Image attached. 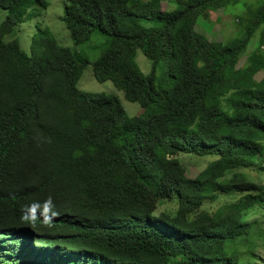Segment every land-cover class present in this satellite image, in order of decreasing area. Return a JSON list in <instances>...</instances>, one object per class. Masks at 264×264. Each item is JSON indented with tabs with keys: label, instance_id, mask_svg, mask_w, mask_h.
I'll use <instances>...</instances> for the list:
<instances>
[{
	"label": "trees",
	"instance_id": "trees-1",
	"mask_svg": "<svg viewBox=\"0 0 264 264\" xmlns=\"http://www.w3.org/2000/svg\"><path fill=\"white\" fill-rule=\"evenodd\" d=\"M234 1L170 0L168 10L162 0H67L62 19L76 46L94 32L107 38L94 75L145 109L130 116L117 95L78 87L91 61L48 29L30 51L5 39L47 0H0V264L261 258L264 184L238 169L264 171V0L239 14L241 30L227 41L196 28ZM137 49L151 60L150 74ZM180 153L218 157L189 177ZM234 193L215 212L202 209ZM147 195L176 201V211L149 212ZM25 205H35V225L22 219Z\"/></svg>",
	"mask_w": 264,
	"mask_h": 264
},
{
	"label": "rangeland",
	"instance_id": "rangeland-1",
	"mask_svg": "<svg viewBox=\"0 0 264 264\" xmlns=\"http://www.w3.org/2000/svg\"><path fill=\"white\" fill-rule=\"evenodd\" d=\"M49 6L44 9L41 7L35 8L34 15L23 23L16 27L15 33L7 36L5 39L18 38L21 42L23 49L30 51L29 47L32 43V38L41 34L43 30H49L51 34L56 38L59 44L71 48L73 51H78L86 55L91 61L87 65L82 77L78 82V87L88 92H98L106 94L117 95L127 113L130 116L142 115L145 109L138 102H132L125 98L123 91L118 89L111 80L104 82L98 81L94 75V69L92 62L100 56L105 47L107 38L98 33L94 32L90 41L76 46L73 42L70 31L66 26V23L62 19L65 10V4L67 0H47ZM170 0H162L163 9H167L172 4ZM263 0H235L229 7L220 8L209 14L208 17H199L196 28L199 32L206 35L210 40L216 41H227L235 37L241 30V24L239 21V14L254 9ZM174 5V4H173ZM175 9V6H171L168 10ZM7 11L0 9V24L5 19ZM140 23L146 27H159L161 22L154 20H141ZM260 39V31L256 33L252 39L247 53L249 54L253 49L256 48ZM129 49L134 50V45L129 44ZM136 60L145 74H150L152 71L151 60L144 55L140 50H136ZM245 61V57L242 58L241 64ZM162 74V70L158 71V76ZM264 73H261L263 76ZM177 157L181 160L186 168L187 175L189 177H195L201 172L211 161L217 159V155H197L189 153H180ZM239 171L247 173L248 177L255 182L264 184V171L257 169V166L252 168H240ZM235 171V170H234ZM233 171L227 174L230 177ZM239 197V194L234 193L231 195H221L217 200L211 202L207 201L204 203L202 209L210 212H215L223 204L231 202ZM146 209L149 212L161 213L167 211L174 213L177 209V202L174 200H158L152 195H147L143 201ZM260 212L252 213L249 217H258ZM258 254L261 258L255 259V264H264V245L258 248Z\"/></svg>",
	"mask_w": 264,
	"mask_h": 264
},
{
	"label": "clouds",
	"instance_id": "clouds-1",
	"mask_svg": "<svg viewBox=\"0 0 264 264\" xmlns=\"http://www.w3.org/2000/svg\"><path fill=\"white\" fill-rule=\"evenodd\" d=\"M51 204H52L51 198H49L48 199V205L51 206ZM34 208H35V205H33L31 207L28 206V205H25L24 206L25 211H24V214L22 215V219L25 222L32 223L33 225H35V222H36V219H37V216L35 214ZM53 215H55V213H53ZM45 224L50 226L49 218L45 219Z\"/></svg>",
	"mask_w": 264,
	"mask_h": 264
}]
</instances>
